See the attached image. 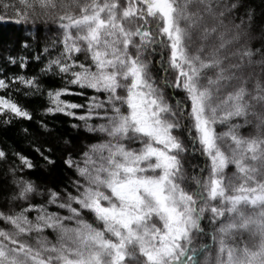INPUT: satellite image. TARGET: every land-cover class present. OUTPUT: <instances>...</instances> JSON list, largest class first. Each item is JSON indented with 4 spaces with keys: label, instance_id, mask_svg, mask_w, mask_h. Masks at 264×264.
<instances>
[{
    "label": "snow or ice",
    "instance_id": "snow-or-ice-1",
    "mask_svg": "<svg viewBox=\"0 0 264 264\" xmlns=\"http://www.w3.org/2000/svg\"><path fill=\"white\" fill-rule=\"evenodd\" d=\"M20 4L12 22L54 17L63 33L62 50L44 71L67 77L66 86L48 91L46 112L82 121L98 142L65 160L78 177L71 191H50L35 203L33 182L17 180L15 199L26 206L0 212V264H264V113L253 110V101L264 105V83L256 82L255 94L247 81L234 84L240 64L233 58L253 53L231 52L233 40L222 30L239 0ZM16 85L40 90L36 77L0 79V91ZM69 95L86 103L63 98ZM4 114L32 119L10 95H0ZM250 114L256 133L241 135L232 121L248 124ZM195 152L205 164L189 183L185 163ZM206 213L220 227L211 245L198 247V237L208 235ZM238 233L253 243L230 242Z\"/></svg>",
    "mask_w": 264,
    "mask_h": 264
},
{
    "label": "trees",
    "instance_id": "trees-1",
    "mask_svg": "<svg viewBox=\"0 0 264 264\" xmlns=\"http://www.w3.org/2000/svg\"><path fill=\"white\" fill-rule=\"evenodd\" d=\"M239 4L240 7L225 20L226 27L222 30L227 31L229 38L233 40L231 52L247 50L253 53L250 59L245 57L241 61L239 57H234L232 62L240 64L236 72L239 80L234 81V84L238 86L247 81L248 91L255 94L256 82L264 83V0H239ZM22 7L20 0H0V16L9 21L7 23L0 21V79L15 76L36 77L40 90L16 85L7 93L0 91V95H10L32 116L31 120H27L11 114L0 115V149L7 153V159L0 160V212L5 213L19 211L21 207L26 206L25 202L15 199L19 192L17 180L20 177L32 181L35 185L36 192L31 197L35 203H45L50 191L61 194L65 190L71 191L73 181L78 177L75 170L65 164V160L70 155L73 159H79L90 144L98 142L96 135L89 132L82 121L62 113L46 112V108L50 106L48 91L66 86L67 77H62L55 69L44 71L49 60L56 58L62 50L63 33L59 30L54 17H38L34 21L30 19L28 23L12 22L18 19L16 13ZM241 19L244 24L237 30L233 27V22L239 24ZM45 48L48 52H45ZM12 60H15V63H12ZM21 61L24 62V67L20 66ZM160 75H163L162 71ZM63 98L73 103H86L84 96L69 95ZM253 103L255 112L264 113V105L254 101ZM248 120L250 122L248 124H245L243 117L232 121L242 125L241 135L249 136L256 133V117L250 114ZM74 124L77 126L73 127ZM217 130L226 131L227 125H217ZM17 153L28 157L34 167L32 169L23 167ZM44 156H47L48 160L44 159ZM49 160L52 163H49ZM204 164V157L200 156L199 152L187 157L185 170L189 183L191 176L198 173ZM233 172L234 166L226 170L229 176ZM50 210H56L55 206H50ZM201 226L208 235L198 237V247L203 244L211 245L212 234L217 231L220 224L213 222L211 214L206 213ZM3 227H5L3 223H0V228ZM45 235L50 240L55 239V234L50 230L46 231ZM230 242L241 246L244 243L249 245L253 243L248 233H238L230 238Z\"/></svg>",
    "mask_w": 264,
    "mask_h": 264
}]
</instances>
